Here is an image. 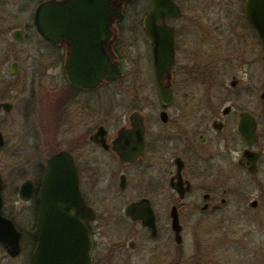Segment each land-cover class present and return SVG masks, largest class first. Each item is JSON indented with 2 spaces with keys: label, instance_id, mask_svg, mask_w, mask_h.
<instances>
[{
  "label": "flooded vegetation",
  "instance_id": "1",
  "mask_svg": "<svg viewBox=\"0 0 264 264\" xmlns=\"http://www.w3.org/2000/svg\"><path fill=\"white\" fill-rule=\"evenodd\" d=\"M49 1L65 0H0V103L7 105V109L0 108V117L10 115L17 94L27 92V100L32 99L36 107L37 146L45 158L35 163L34 177L25 176V162L18 174L21 181L15 194L33 211V229L28 232L15 223L26 207L19 205L15 210L5 205L6 182L0 172V214L20 232L17 256L11 257L0 243V264L20 257L26 239L31 243L28 264H34L39 195L47 161L59 152L72 158L81 196L94 213L91 264H216L212 253L228 245L234 221L250 218L247 207L258 208L251 191L264 186V122L238 110L231 101V93L244 79L247 85L253 83L255 70L264 68L260 36L246 18L247 0H162L174 8H167L157 23L172 30L173 60L162 82L169 94L166 101L154 79L152 37L144 27L153 0L120 2V16H114L107 38L101 40V23L93 32L82 31L96 43L100 55L118 64L122 78L81 89L69 80V76L86 75L75 74L72 68L76 65L73 34L49 41L38 32L37 11ZM116 4L112 0L110 7ZM128 15L140 18L127 25ZM66 24L68 28L73 22ZM64 25L54 24L57 28ZM123 29L145 35L156 101L127 105L124 115L115 116V108H101V102L90 99V94L126 79L125 52L133 44L121 43ZM132 87L135 98L140 92ZM263 92L258 96L261 101ZM25 104L29 102H23L20 114ZM243 113L255 122L254 142L245 141L238 132ZM91 123L96 126L92 133ZM73 125L82 126L75 136ZM99 129L101 136H95ZM0 133L1 151L5 137ZM93 151L101 153V206L90 200L82 183ZM25 181L34 187L28 201L19 197ZM173 220L178 223L177 234ZM192 235L197 239L193 254L187 257L185 248Z\"/></svg>",
  "mask_w": 264,
  "mask_h": 264
},
{
  "label": "water",
  "instance_id": "2",
  "mask_svg": "<svg viewBox=\"0 0 264 264\" xmlns=\"http://www.w3.org/2000/svg\"><path fill=\"white\" fill-rule=\"evenodd\" d=\"M65 0L61 3L49 1L43 3L37 11L38 32L43 38L55 41L58 35L68 37L73 34L76 65L72 66L75 74L80 71L86 75L69 76L76 88H92L99 82L118 81L122 78L117 63H111L108 56L99 53L96 43L82 35L83 30L93 32L101 23V40L108 37L109 25L114 16H120L121 2L116 0ZM167 6L162 0H153L152 10L144 18V27L152 37V58L154 79L160 96L166 101L169 94L163 90V75L167 74L173 60L172 30L157 23L165 16ZM168 9H174L170 6ZM245 14L248 21L257 30L264 49V0H247ZM67 22H73L67 27ZM89 23L85 28L78 23ZM55 23H65L64 27H55ZM62 32V33H61ZM79 32V33H77ZM60 33V34H59ZM264 98V92L262 93ZM0 103V108L7 109ZM255 122L247 113H243L238 125L239 134L247 142H254ZM101 136V129L95 136ZM138 139L142 140L141 133ZM3 145L0 133V147ZM0 178V209L2 205ZM34 187L25 181L19 188V197L28 201ZM93 211L85 205L79 189V180L72 158L65 152H59L47 161L46 171L39 195V213L33 231L38 241L32 254L34 264H91L92 247L90 222ZM172 227L178 233L179 227L173 220ZM20 232L13 222L0 214V243L6 252L15 257L20 252Z\"/></svg>",
  "mask_w": 264,
  "mask_h": 264
},
{
  "label": "rangeland",
  "instance_id": "3",
  "mask_svg": "<svg viewBox=\"0 0 264 264\" xmlns=\"http://www.w3.org/2000/svg\"><path fill=\"white\" fill-rule=\"evenodd\" d=\"M134 17V15H128L126 24H132L133 19L140 18V15ZM122 31L121 43L124 45L133 44L127 46L128 50L125 52L126 79L121 84H112L101 89L98 94H90V99L101 102V108H115V116L124 115L127 111L125 108L127 105L130 107L133 104L141 105L146 101L149 103L156 101L145 35L142 31L143 35L136 29H123ZM233 65L235 66L236 62ZM229 80L228 77L226 84ZM245 81L247 82L244 79V82L240 84L241 86L231 93V101L238 110L248 111L257 116L261 122H264V115H262L264 101L258 98L260 92L264 90V68L255 70L254 76L251 78L253 83L247 85ZM132 85L137 87L140 92L135 98H133ZM28 98L27 92L21 95L17 94L16 99L13 100L15 103L14 111L6 117H0V131L3 132L5 137V145L0 151V172L6 182L3 198L5 205L14 207L15 210L18 209L19 205L26 207L24 213H20L15 217L16 225L21 231L26 232L33 229V211L31 208L27 210V204L20 202L15 194L21 181L18 174L25 162V176L28 178L34 177L35 163L40 158L41 160L45 159L37 146L39 122L35 112L36 107L34 101L32 99L27 100ZM24 101L29 102V104L24 105V111L20 114ZM179 101L180 99L177 98L176 102ZM73 126L72 134L75 136L81 131L82 126ZM95 128V124L91 123L89 126L90 132H94ZM89 155L91 165L89 171L82 174V183L90 200L98 201L101 206V153L93 151ZM251 194V198L258 201V208L252 211L247 207L246 213L250 214V218L240 219L238 223L234 221V232L228 237V245L217 248L212 253L211 259L216 264H264V186L260 190H252ZM14 200L17 201L12 206L15 203ZM97 204L95 207L98 211L97 214L100 215L101 207H98ZM246 206V202L243 203V207ZM196 239L194 235L188 237V244L185 248L187 257L193 254V241H196ZM212 240L221 241L222 239L213 238ZM23 246L22 255L15 260H9V264H28V249L31 246L28 239L25 240ZM201 257L203 258V254H201ZM195 262L197 261L192 263Z\"/></svg>",
  "mask_w": 264,
  "mask_h": 264
}]
</instances>
